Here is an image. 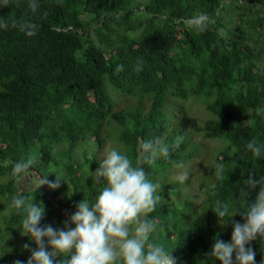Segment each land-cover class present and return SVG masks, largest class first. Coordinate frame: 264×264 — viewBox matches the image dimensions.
Masks as SVG:
<instances>
[{"label":"trees","instance_id":"16d2710c","mask_svg":"<svg viewBox=\"0 0 264 264\" xmlns=\"http://www.w3.org/2000/svg\"><path fill=\"white\" fill-rule=\"evenodd\" d=\"M199 14L211 21L202 32L189 25ZM119 96L137 103L119 108ZM189 100L208 111L202 122ZM193 133L227 142L209 172L201 212L190 199L179 206L183 183L168 180L193 156ZM113 135L134 164L145 155L143 144L182 137L170 159L143 164L149 179L167 188L150 213L159 225L155 240L174 248L176 264H220L207 254L214 239L230 241L233 226L211 208L221 201L243 211L239 186L250 171L264 176V156L245 147L253 138L264 146V0H0V264L21 260L12 251L23 252L25 242L36 247L20 233L12 196H34L45 207L41 226L63 228L75 205L94 201L103 187L91 176ZM29 155L39 163L13 178L12 165ZM27 173L64 181L26 190L19 181ZM232 220L243 222L239 214ZM249 246L261 264L264 239Z\"/></svg>","mask_w":264,"mask_h":264},{"label":"clouds","instance_id":"9594fccd","mask_svg":"<svg viewBox=\"0 0 264 264\" xmlns=\"http://www.w3.org/2000/svg\"><path fill=\"white\" fill-rule=\"evenodd\" d=\"M210 23L206 14L189 21L190 27L201 32ZM142 69L143 63L138 60L134 70ZM122 70L123 66L118 65L116 71ZM181 142L182 137L172 143L161 138H157L155 144L147 142L142 145L145 155L135 164L115 148L107 151L91 176L94 184L103 187L94 201L81 199L75 205L76 211L64 222L63 228H53L51 224L41 226L45 207L42 202H34V196L13 195L10 207L22 216L20 233L36 245L32 249L24 244L30 256L26 262L17 259L13 264H176L172 255L174 248L170 250L155 240L159 225L150 213L161 201V185L149 179L143 164H152L160 158L170 159ZM245 147L258 159L264 156V146L255 138ZM39 160V156L29 155L15 162L11 176L15 178L25 173ZM47 175L42 177L38 187L47 184L51 189L58 188L63 179L55 174V181H49ZM223 175L224 168L220 165L216 170L217 179L222 180ZM256 177L255 171L248 172L247 179L239 186V198L245 205L243 211L231 209L228 202L221 201L211 208L218 220L227 216L233 226L230 241L214 239L207 254L220 264H256V253L249 245L258 238L264 239V176ZM188 178L187 169L178 175L181 183ZM257 188L255 199L250 202L248 197ZM237 214L243 222L232 220Z\"/></svg>","mask_w":264,"mask_h":264},{"label":"rangeland","instance_id":"374dc122","mask_svg":"<svg viewBox=\"0 0 264 264\" xmlns=\"http://www.w3.org/2000/svg\"><path fill=\"white\" fill-rule=\"evenodd\" d=\"M174 100V104L172 105L174 109L179 110L178 101ZM118 107L126 108L129 106H133L137 103L136 97L130 96H119L117 97ZM143 103L148 106V100H144ZM190 106V111L195 116L199 117L202 120L206 119L209 115L208 111L205 109V106L202 105L201 102L188 101L186 102V106ZM189 108V107H187ZM192 141L190 142L189 148L194 149L193 156L188 158L186 163L175 165L168 175V180H178V175L181 174L185 169L189 172V178L185 181L182 186H180V192L178 194V205L183 206L184 202L187 200H191L194 205V210L198 209L199 212L202 211V205L206 201V191L208 189V184L211 181L209 172L214 164L215 156L221 149H223L227 142L221 139H208L203 137V134L193 133L191 135ZM118 141L115 140V136L113 135L112 139L106 141L104 147L99 151V156L103 159L107 153V151L115 148L119 150ZM183 166V167H182ZM179 181V180H178ZM40 183L39 178L34 176L33 174L27 173L21 180L19 181V186L23 189H33L37 187ZM205 183V186L203 185ZM161 190L159 192L165 193L167 191L166 187L161 186ZM166 188V189H165ZM172 192H177L176 188H173ZM176 199L175 196H172ZM179 223H183V221L178 220ZM186 227V224L181 225ZM26 244V242H25ZM32 248L31 245H29ZM8 249L11 247V243H7ZM30 251L24 249L23 252L16 253L12 251L13 257L19 254V258L22 261H27Z\"/></svg>","mask_w":264,"mask_h":264}]
</instances>
